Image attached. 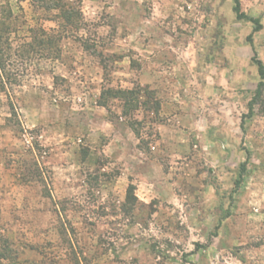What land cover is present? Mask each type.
<instances>
[{
	"label": "rangeland",
	"instance_id": "obj_1",
	"mask_svg": "<svg viewBox=\"0 0 264 264\" xmlns=\"http://www.w3.org/2000/svg\"><path fill=\"white\" fill-rule=\"evenodd\" d=\"M235 6L0 0L5 263L264 264V0Z\"/></svg>",
	"mask_w": 264,
	"mask_h": 264
},
{
	"label": "trees",
	"instance_id": "obj_2",
	"mask_svg": "<svg viewBox=\"0 0 264 264\" xmlns=\"http://www.w3.org/2000/svg\"><path fill=\"white\" fill-rule=\"evenodd\" d=\"M234 10L237 14L238 19H249L250 21L257 24V27L254 29V31H259L261 29V25L259 24L257 19L249 18L248 16L245 15V13L241 12L240 0H236V6H235ZM255 61H256V64H258L259 75L261 77V82L259 83L256 98H260L262 96V92H263V88H264V65L261 62V60L256 59ZM133 93H134V91H130V90L108 89V90H104L102 92L101 99L105 98V96L108 95L109 97L115 96V98H122L125 101V100H127L128 96L129 95L132 96ZM100 106L108 109L106 102L100 101ZM134 190H135V188L133 186H130L129 191L134 193ZM13 251L14 250L12 249V247L8 243V241L0 240V264H9V263H5V261H10L11 255L14 253Z\"/></svg>",
	"mask_w": 264,
	"mask_h": 264
}]
</instances>
